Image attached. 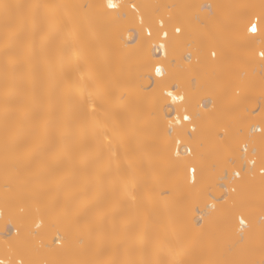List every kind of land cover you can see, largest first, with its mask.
Listing matches in <instances>:
<instances>
[{
    "label": "bare ground",
    "instance_id": "1",
    "mask_svg": "<svg viewBox=\"0 0 264 264\" xmlns=\"http://www.w3.org/2000/svg\"><path fill=\"white\" fill-rule=\"evenodd\" d=\"M201 1L119 0L144 6L154 33L149 42L138 22H114L95 7L105 0H3L52 7L21 9L34 17L10 46L0 18V258L6 244L65 264L101 245L118 248L120 259L163 264L173 257L221 264L260 258L264 178L244 169L235 191L224 193L220 184L233 171H224L225 143L242 141L250 127L259 137L261 130L254 129L264 128L260 110L249 104L250 95L258 93L264 107V61L257 56L259 46L246 43L244 24L236 22L259 12L262 0H209L208 11ZM88 5L93 7H81ZM162 7L167 11L160 13ZM160 19L167 42L155 35ZM73 30L78 44L64 48ZM157 43H166L161 57ZM157 64L184 95L194 133L167 135L162 118L176 114V105L168 99L157 110L160 93L152 91ZM9 88L13 100L6 117ZM240 91L246 93L242 98L236 95ZM123 96L127 107L120 102ZM6 128L15 132L7 151ZM241 129L244 136L238 137ZM177 140L191 155L175 149ZM100 160L107 161L104 169L100 165L102 173ZM189 167L196 169L195 182L189 181ZM237 217L246 224L243 230ZM57 237L61 242L55 244ZM157 238L164 249L158 256Z\"/></svg>",
    "mask_w": 264,
    "mask_h": 264
},
{
    "label": "snow or ice",
    "instance_id": "2",
    "mask_svg": "<svg viewBox=\"0 0 264 264\" xmlns=\"http://www.w3.org/2000/svg\"><path fill=\"white\" fill-rule=\"evenodd\" d=\"M51 8L50 5H20V4H8L0 0V18L5 22V39L8 42L9 46L15 39L18 37V34L23 31L24 26L29 19V17H34V12H21V9H39V8ZM82 8L93 7L91 5L81 6ZM102 10L103 14L110 18L114 22H119L123 20L132 19L134 22H138L139 27L142 33H146L147 39L150 42L153 38L152 25L150 22L146 21L144 13L142 11L141 5H138L134 2L122 3L118 0H105V3L102 5H97ZM255 8L256 6H247ZM259 12H252L251 14H244L237 19V23H243L244 29L247 34L246 43L250 48L259 46V57L264 61V0H262ZM73 24L74 22L70 21ZM159 25V31L155 33L156 37L159 38L163 36V40L167 42L169 39V33L165 30V24L163 19L157 21ZM174 31L179 34L181 32L180 27H175ZM78 44V41L75 38L74 30L72 33V39L70 41L64 42V48H74ZM160 48H165L166 43H160ZM64 48L59 52V59L63 61L64 58ZM5 55L9 57V62L15 66V59L10 55V53L5 51ZM212 56H216V52H212ZM190 59V57H189ZM155 76L158 78L154 84L152 91H159L160 96L157 99V110L162 111L163 105H165L170 98L173 104L176 105V114L174 119L163 117L162 119L166 120V133L169 136L175 134L177 137L180 135L188 134L187 126L192 124L193 116L188 113V109L184 106V95L179 92L174 93L171 89L173 88L172 77H170L162 65H153ZM13 100V92L9 88L5 95V107L4 112L7 117L9 111V105ZM95 109H93L94 111ZM261 120L264 121V108L260 109ZM249 116L256 115L255 112L248 113ZM198 118V117H197ZM196 128L193 126L191 132H195ZM252 128H249V135L245 137L242 141L235 140L233 144L225 143L226 155L224 156L222 163L224 165V171L227 172L229 169H232L235 177H241V174L245 167H247L249 173H253L255 170H258L261 177L264 178V128L261 129V134L259 137H256L251 134ZM61 135L63 132L61 131ZM15 132L11 129L6 128L5 135V150L7 151L9 139L14 138ZM238 137H243V130L237 132ZM221 141H224V137H220ZM177 142H179L177 140ZM242 143V147L240 144ZM115 153H113L114 155ZM179 156V153H176ZM189 155L191 152L189 151ZM9 161L5 159V167H7ZM215 167V166H214ZM104 171H107L105 169ZM193 173V182H195V167L191 168ZM124 191L128 194L129 197L134 198L133 194L128 190L127 185H124ZM235 191V189H233ZM206 195L209 199H215L211 190H208ZM214 209L216 207L215 202L211 205ZM240 223L243 224L244 220L241 219ZM40 225L37 224V227ZM58 240H55L54 243H58ZM44 245H41L43 247ZM163 240L157 238L154 243V253L158 256L163 252ZM118 248H113L111 250H105L103 245L98 246L94 249H90L83 253V258L75 260L72 264H163L160 260L147 261V260H135L132 258L120 259L117 256ZM3 254L5 258H0V264H65L64 261H48L36 259L33 256L29 255L27 249L17 247L13 244H6L3 249ZM167 264H221L220 261L213 260H182L173 257L170 259ZM225 264H264V236H262L261 248H260V258L257 259H234Z\"/></svg>",
    "mask_w": 264,
    "mask_h": 264
},
{
    "label": "built area",
    "instance_id": "3",
    "mask_svg": "<svg viewBox=\"0 0 264 264\" xmlns=\"http://www.w3.org/2000/svg\"><path fill=\"white\" fill-rule=\"evenodd\" d=\"M118 2H119V0H118ZM202 8L204 9V10H209L210 8H209V0H202ZM158 27H159V25H158ZM129 33H131V37H133V36H135V32L134 31H132V30H130V32ZM176 33V32H175ZM145 35H146V33H144ZM177 34V33H176ZM159 39L162 41L163 40V36H162V33H161V36L159 37ZM159 44L160 43H157L155 46H154V50H155V53L157 54V56H159V57H161L162 55H163V51H162V48H160L159 47ZM212 52L213 51H210L209 52V55L211 56V58H214L213 56H212ZM258 55V58L260 59V57H259V53H257ZM189 57H190V55H187V59H189ZM157 65H161V64H157ZM153 74H154V77H156L155 76V72H154V69H153ZM157 78V77H156ZM174 93H176L177 91L174 89V88H172L171 89ZM169 100L171 101V99L169 98ZM172 102V101H171ZM173 103V102H172ZM175 105V104H174ZM174 107V106H173ZM174 117H175V114H172L171 116H170V118H172V119H174ZM188 129H189V131L191 132V128L193 127V125L192 124H189L188 126ZM260 130H261V128L258 126V127H256L255 129H254V133H259L260 132ZM175 149L177 150H179L180 151V153L181 152H183V153H185V154H189V147L188 146H184V145H182V144H180V142H175ZM191 168L192 167H189L188 169H187V173H188V177H189V181L190 182H192V180H193V173H192V171H191ZM245 169L248 171V169H247V167H245ZM255 173H257V174H260L259 173V171L258 170H255L254 171ZM240 178V177H239ZM238 177H235L234 176V172L233 171H231V172H229L228 174H226L225 176H224V179H223V183H221L220 184V189L224 192V193H227V192H233V189L235 188L234 187V183L239 179ZM0 215H1V209H0ZM240 217H237V227H238V229L239 230H243L244 228H245V226H246V224H245V222L243 223V224H241L240 223ZM15 232V230H13V233Z\"/></svg>",
    "mask_w": 264,
    "mask_h": 264
},
{
    "label": "rangeland",
    "instance_id": "4",
    "mask_svg": "<svg viewBox=\"0 0 264 264\" xmlns=\"http://www.w3.org/2000/svg\"><path fill=\"white\" fill-rule=\"evenodd\" d=\"M201 2H202V1H201ZM162 10H163V11H164V10L167 11V8L165 7V8L163 9V7H162L161 11L158 9V10L154 11V14H153V15H156V16H157V15H158L157 13H159V11H160V13H161ZM164 24H165V23H164ZM165 26H166V24H165ZM165 28H166V27H165ZM129 32H130V31H128V33H129ZM158 39H159V38H158ZM208 51H209V50H208ZM207 53L209 54V52H207ZM191 82H193V81H191ZM246 85H247V84H246ZM246 85H245V87H246ZM248 86H249V85H248ZM248 86H247V87H248ZM245 87H244L245 92L250 93L251 89L248 87L249 90H250V91H248V88H247V87L245 88ZM243 92H244V91H240L239 93H236V95H237L238 97L242 98L243 95L246 94V93H243ZM252 95H253V96H252ZM252 95H250V99H251V98H252V99H251L250 102H249V104H250V103L252 104V106H251L252 109H254L255 111H256V110L258 111V110H260L261 108H264L263 105L260 104V102H261L260 100H261V99L258 97L259 94L257 93V95H255V93H254V94H252ZM256 96H257V97H256ZM257 99H259V102H258ZM126 101H128V100H126V98H124V96L122 97V99H120V102H122V103L127 107V104H129V102L127 103ZM134 104H135V105H134ZM134 104H133V103H130L129 107H132V105H134L135 107H136V105H137V107H138V102H134ZM139 104H140V103H139ZM259 104H260V105H259ZM121 105H122V104H121ZM134 106H133V107H134ZM257 107H258L259 109H258ZM259 112H260V111H259ZM215 124L218 125L217 121L215 122ZM217 125H216V126H217ZM109 159L111 160V158H109ZM109 159H108V160H109ZM115 160H116V159H112V160H111V163H112L113 161L116 163L117 160H116V161H115ZM104 161L107 163L106 160H103V161L100 160V161H96V162H98V165H99V166L101 165V166L103 167V169H104V166H105V164H106ZM96 162H95V163H96ZM108 162H109V161H108ZM117 162H118V161H117ZM95 163H94V165H95ZM100 163H101V164H100ZM109 163H110V162H109ZM109 163H108L107 165H109ZM112 164H113V163H112ZM112 164H110V165H112ZM98 165H97V163H96V166H98ZM103 165H104V166H103ZM107 165H106V167H105L106 169L109 168V166H108V168H107ZM101 166H100V167H101ZM100 167H99L100 170H99L98 172H101V170L103 171L102 167H101V168H100ZM110 167H111V166H110ZM96 169L98 170V167H96ZM101 173H102V172H101ZM208 199H209V198H208ZM208 199H206V200H208ZM209 200H210V199H209ZM211 200H212V199H211ZM132 201L135 202V200H134V199L131 200L130 208H134V205H135ZM132 203H133L134 205H132ZM132 206H133V207H132ZM135 207H136V206H135ZM132 210H133V209H132ZM260 210H261V209H260ZM260 212L262 213V211H260ZM236 221H237V220H236ZM33 228H34V230H38V227H35V226H34ZM15 230H16V229H15ZM56 236H57V235H56ZM59 239H60V238L57 237V240L61 242V240H59ZM38 240H39V239H38ZM36 242H37V240H36ZM39 242H40V241H39ZM39 242H38V243H39ZM53 243H54V242H53ZM55 244H56V243H55ZM57 245H58V244H57Z\"/></svg>",
    "mask_w": 264,
    "mask_h": 264
}]
</instances>
